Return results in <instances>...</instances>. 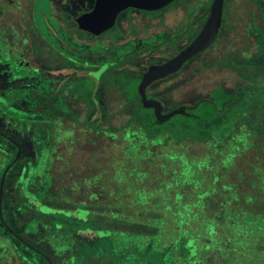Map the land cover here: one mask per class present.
Masks as SVG:
<instances>
[{"label": "rangeland", "instance_id": "rangeland-1", "mask_svg": "<svg viewBox=\"0 0 264 264\" xmlns=\"http://www.w3.org/2000/svg\"><path fill=\"white\" fill-rule=\"evenodd\" d=\"M5 1L0 8V77L3 76L0 91L5 82L8 92H0V128L21 139L23 154L28 158L33 151V136L22 132L14 120L40 121L44 127L41 159H24L27 162L15 166L13 176H18L22 166L27 165L32 170L36 167L40 171L47 170L46 174L40 171L38 174L41 181L44 176L48 179L53 142L63 137L54 153L56 171L53 172L62 176L59 186L66 184L63 187H69L75 198H79L76 200L80 208L60 212L73 213L78 218L73 219L77 226L85 227L81 233L69 232L68 237L74 244L72 251L70 241L62 232L51 231L34 244L52 256L55 264H113L114 260L117 262L114 264H264V200L261 197L264 192V139L246 136L239 128V125L247 127L244 109H264V104L258 102L262 89L253 83L260 65L257 66L254 57L244 58L246 63L240 64V57L258 49L254 42H260L261 37L255 24L261 22L260 14L258 12V18L252 22L250 17L252 11L263 7L264 0H256L259 6L253 0H236L235 4H230L229 8L240 13V22L224 24L209 52H202L178 72L149 87L148 96L160 100L168 111L180 104L192 105L218 85H224L227 90L234 89L238 79L236 70L242 73V79H249V83L238 82L239 97L220 114L223 119H218L213 127H202L197 134L184 126L176 128L182 121L180 115L153 129L143 122H129L132 114H137L141 107L137 103L134 109L128 99L137 96L139 91L135 78L151 64H159L178 52L181 46L174 37L169 48L146 49L145 41L154 45L157 39L142 38L162 29L157 20L149 17L157 12H150L149 16H131L132 12H146L127 8L119 14L112 28L95 36L60 22L66 14L63 8L71 11L87 9L94 0H10L11 4ZM211 2L175 0L163 9L170 15L175 9H187L191 16L187 19L191 21L194 15H203ZM227 26L228 37L223 38ZM184 30V25L176 27L173 35L181 34L179 39L186 43L196 34L197 28H192L188 34H184ZM246 38L248 43L244 44ZM258 56L261 58L262 54ZM190 65L192 73L185 71ZM248 66L251 71L247 70ZM92 81L96 86L92 87ZM67 104L76 117L69 114ZM94 107L97 110L94 111ZM89 114L95 121L87 118ZM191 119L189 122L195 123L194 118ZM255 121L254 125L259 123L257 116ZM120 125H124V129L112 127ZM125 129L131 134L127 135ZM177 138L185 146L181 142L177 144ZM182 151L181 163L187 160V167L182 164L185 170L195 166L194 161H199L203 169H215V173L217 169H226L220 172L221 175L231 171L239 188L235 202L234 196L224 194V178L218 179L210 188L207 182L203 183L205 191L201 202L204 207L199 210L202 215L191 217L189 209L182 208L187 199L180 202L185 170L178 167L170 155ZM190 159L193 161L188 164ZM35 182L37 180H32L31 186ZM11 185L10 182L8 188H12ZM144 186L147 191L143 193ZM186 187L187 190L190 188L188 182ZM28 189L32 195L35 188ZM14 198L18 199L17 193ZM55 199L45 203L53 207L50 212H56L55 208L59 206ZM28 203L32 210H40L36 202L28 200ZM14 204L11 198L7 210H3L5 220L0 216V264H46L35 251L9 236L8 225L18 229ZM85 204L87 210L81 208ZM242 204L246 205V211L239 213ZM142 205L149 208L141 211ZM168 205L173 208L168 210ZM230 205L236 211L227 215L232 221L228 234H224L221 229L225 224L220 220L225 213L224 206ZM19 211L22 213L19 222L23 223L30 214H35L28 209ZM40 211H44V207ZM84 216L88 220L85 221ZM100 216L103 217L101 222L113 219L111 227L118 230L105 227L113 235L108 232L109 237L104 240L90 239V231L100 223ZM61 218L64 219V215L56 214V220ZM178 218L190 221L179 229L186 231L189 240H182L179 246L172 248L169 243L160 247L161 240L155 237L153 242L147 230L149 226H159L165 221L173 223ZM21 235L32 243L36 233ZM173 235L174 232L169 231L165 235L169 238L164 242H170ZM179 239H182V233ZM192 240H198L200 248L190 249L188 243H196ZM63 242L68 244L62 253H58ZM6 246L11 247V252H6ZM177 253L184 256L178 258ZM69 256L73 258L69 260ZM186 256L188 258L184 260Z\"/></svg>", "mask_w": 264, "mask_h": 264}, {"label": "trees", "instance_id": "trees-1", "mask_svg": "<svg viewBox=\"0 0 264 264\" xmlns=\"http://www.w3.org/2000/svg\"><path fill=\"white\" fill-rule=\"evenodd\" d=\"M4 1L5 0H3L0 3V8L4 6ZM9 1L10 0H6L5 3L9 2ZM14 1H16V0H14ZM94 2H95V0H94ZM9 4H11V3L9 2ZM0 10H2V9H0ZM63 10L66 14H65V18L62 21L60 20L61 24H65L67 26L68 25L74 26L75 30H77L79 32L82 31V32L92 34L95 36H99L103 32V31H97L93 26L94 4L87 9H76L75 8L74 10L71 11V9L63 8ZM0 13H2V12H0ZM52 57L54 58V56H52ZM135 79H136L138 89H139V91L137 92V96H134L132 99H130L128 96L127 97L131 101V104L134 106V109H135V106L137 105V103L140 104L141 107L139 109V112H137V114L135 112L132 114L133 117L131 116L129 122L130 121H134L136 123H142L143 122V123L148 124L150 129H153L156 126L165 125V123H159L157 121L156 116L154 114V108L152 106L147 105V103H146L145 96L147 97L148 100H150L152 98H150L148 96L147 92L143 91L142 81L144 79V75H142L140 73L139 76L136 77ZM0 83H2V82H0ZM91 84H92V87L96 86V84L93 81L91 82ZM5 88H6V84L4 82L3 88L1 89L0 92H8V90H7L8 85H7L6 90H5ZM143 92L145 94H143ZM237 96L239 97L238 92H235L233 94L232 93L229 94L226 92H212L211 93V99H207V98L198 99L197 101H195L192 105H190L187 108V111L191 113L190 116L180 115L182 117V121H180L176 125V128H178L179 126H184V127L188 128L192 132V134H197L199 131H201L202 127H205V126L206 127L207 126L213 127V124H216L218 119H220V120L223 119L222 117H220V114L225 112L228 105H230L231 102H234L236 100ZM253 96L254 97L256 96L255 92H253ZM259 97L260 98L258 99V102L260 101L264 104V102L262 100L263 92H262V96H259ZM137 98H139V100H138L139 102L137 101ZM86 102H87V104L89 103V98L86 99ZM66 107L69 108V110H68L69 114L75 115V117L77 116V114H74L73 112H71L73 109L69 106V104H67ZM89 108H90V106H89ZM101 108H102V106L98 109V111ZM93 110L95 111V110H97V108L94 107ZM0 112L2 114L1 110H0ZM5 115H7V114H5ZM90 115L91 114H89L87 116V118L89 117L91 119V121H95V119H92ZM7 116H9L10 118H13L10 115H7ZM243 116L245 118H247V127L239 125L240 130L244 131L243 133H245L246 136L252 135V136H250L252 138L254 136H259L262 139H264V109L252 110V113H249L248 109L247 110L244 109ZM256 116L259 118V123L254 125V123L256 122L255 121ZM191 118H194L193 121H195V123L189 122L192 120ZM77 120H79V119H77ZM35 122L37 123V121H35ZM129 122H127V123H129ZM127 123H125V124H127ZM260 123H262V124H260ZM124 125L112 126V127H116V128L121 127L122 129H124ZM260 127H261V130H260ZM125 130H126L127 135L131 134V133L127 132V129H125ZM175 138L176 137L172 138L173 143H174L173 139H175ZM63 139L64 138L61 137L59 139H56V142H53V148H52L53 154H51V158H52L51 165H52V167H51V172H50L48 179H46L44 176V178L42 177L43 181H41V179H40L41 175L38 174V171H40V170H38L39 168L36 167V168H33V170H32L27 165H25V168L23 169L21 175H18L15 177L13 176V179L11 180L12 188L10 190V193L12 195V198L15 201L16 213H15L14 217L18 219V221H17L18 229H16L15 227H13V229H15L17 231V233H19V234L36 233V236H37L36 239H41V238L47 237L51 231L62 232L64 234H66L65 236L70 241V243H71L70 251H72L74 249V244H73V241H71L68 237L69 232L74 231V232L81 233L85 227L77 226V222H74L73 219L77 220L78 218L75 217V215L73 213H69V212H68V214L63 213L65 209L68 210L70 208H73L74 211H76V209L80 208L77 205L79 202H77L78 200H76L79 198H75V194L71 190H69V187H67V186L63 187L66 184H60V186H59V183H62V180H63L62 176L59 177L56 172H53L55 170L54 169L55 167L53 164L54 153L57 150V146L59 144V141H61ZM156 139H158V138H156ZM177 140H178L177 144H180V142L182 143V140H180L179 138H177ZM195 141H196V139H195ZM182 145L185 146V144H183V143H182ZM13 146L16 150L17 147L15 145H13ZM174 149L175 148H173V150ZM181 150H185V149H181ZM182 152L175 153V155L172 152V153H170V155L174 159V162L176 164H178V167H180L181 169L184 168V170H185L187 167L186 166L187 160L185 161V163L184 162L181 163L182 159L180 160V158L182 157V155H184V151H182ZM40 155H41V151H40ZM40 159H41L40 156L35 158V160H40ZM191 160L192 159L188 160L189 161L188 164H190L193 161V160L192 161ZM194 160H196V159H194ZM25 162H27V161H25ZM194 162H195V166H193V167L188 166L189 169L185 170V172H184V179L182 182L183 183V190H181V194H180V191H178V194H180V196H181L180 198H182L180 202H183L184 198L187 199V203L184 206L182 205L183 206L182 208H184V209L188 208L189 212L191 213V217L198 218L199 216L202 215L199 210H200V208L204 207L202 202H201V197L203 196V192L205 191V190H203L204 188L202 187L203 183L207 182L208 186L210 188V187H213L214 182H216L218 179H219L218 181H220L224 178V180H225L223 183V187L225 186L224 187V190H225L224 194H226V196H228V197L234 196V199H232V200H234V202H235V197H237V195H239L238 194L239 188H238V185H236V184H238V181H236L234 179V176H233V174H231V171H230V174L227 172L224 175H221L220 172L223 170L226 171V169H224V168H222V170L217 169V171L215 173V171H213L215 169H209V170L203 169L202 166L199 164V161L198 162L194 161ZM19 163H17V164H19ZM182 164H184L186 167ZM40 172H42L41 174H43V173L46 174L47 170H42ZM198 172L200 174H198ZM30 173L32 175H30ZM32 180H37V182H35L36 184H34V186H31V184H33V183H30V182H32ZM186 182H188V184L190 185V188L188 190L186 187ZM145 186L142 188L143 193L145 191H147ZM28 187L29 188L30 187L35 188L34 191L32 192V195L30 194L31 189L29 190ZM16 193L18 194V199L14 198V194H16ZM261 194H264V192L262 191ZM55 196L57 197L56 199H55ZM228 197H226V198L228 199ZM53 198L55 199V202L57 204H59V206H56V208H55L56 212H50L49 209L53 208V207H49V206L45 205L46 202L51 201ZM28 200L31 203L36 202L38 204L40 210H41V208L44 207V211L32 210L30 208V206L27 205ZM173 204L176 205L175 203H173ZM192 204H193V207H192ZM64 205H66V206H64ZM244 205L243 204L239 205V208H238L239 210L237 209L239 213L246 211V205L245 206ZM85 206H86V204L83 205L81 208L87 210L88 208H87V206L86 207ZM171 207L172 206L168 205L166 208L168 210H170ZM224 207H225L224 208L225 213L223 214L224 216L222 215L220 221H221V223H223V225L225 224L224 225L225 227H222L221 231L224 234H228V229H229V226H230V223L232 220L227 219V215H229V213L231 215L233 211H236V208L232 205H230L229 207H226V206H224ZM21 208L24 210L28 209V211H30L31 213H35L32 215L30 214V216L28 218H26L25 223L19 222V219L21 218V215H22V213H20V211H19V210H21ZM148 208H149L148 205H146V206L142 205L141 211H145ZM60 211H63V212H60ZM39 214L43 215L44 218H42ZM56 214L64 215V219L61 218L59 221L56 220ZM27 215L25 214L26 217H27ZM37 215H39V218ZM31 216H33V217H31ZM100 217H101V218H99L100 223L99 224L96 223V225H95L96 227L90 231V233H91L89 236L90 239L95 238V239L104 240V239L109 237V235H108L109 233H111V235H113V233L111 231L107 230V228H109V227L110 228L114 227V226L111 227L113 225V222H111L113 219L109 220L108 222H101L103 217L102 216H100ZM180 218L175 219L176 221L173 223L169 222V221H165L162 224H158L159 226L154 225V224H152L153 226H149L147 228V230H148V233H151L150 235L153 237V242L155 240L154 239V237H155L156 239L161 240L160 247H161V245L169 243L168 245L170 246V248H172V247L179 246V244L182 240H189L188 237L185 236L186 231L181 232L179 229L182 228L183 225H187V223H189L190 221L189 220L184 221L183 219H180ZM84 219L86 221V220H88V217L84 216ZM133 219H135V218H133ZM136 221H137V219H136ZM191 222H193V220ZM195 222H197V220ZM102 223H104V224H102ZM105 227H107V228H105ZM113 229L118 230L117 228H113ZM6 230L9 232L8 228H6ZM169 231H173L174 235L170 236L172 238L171 241L166 243V242H164V240L167 239L168 236H165V235L167 233H169ZM213 231L215 232V234L217 233V229H215ZM181 233H182V239H179ZM9 234H10V236L15 237L13 234H11V233H9ZM224 234H222L221 236L224 237L223 236ZM17 240H19V239H17ZM192 241H194V240H192ZM153 242H152V244L154 245ZM21 243L24 246H26L23 242H21ZM63 244L64 245L61 246V250L58 253H62L65 250L68 243L63 242ZM188 244L190 245L188 247L192 250L197 249V247L199 248V246L196 243L189 242ZM176 256L178 258H180L184 255L182 253H177ZM40 257H42V256L40 255ZM71 258H73V257L69 256L68 259L70 260ZM187 258H188V256H186V258H184V260ZM44 260H45L46 264H49L48 261L46 260V258H44ZM112 263L114 264L117 262H116V260H114V261H112ZM70 264H73V263H70ZM98 264H103V263H98ZM104 264H106V263H104Z\"/></svg>", "mask_w": 264, "mask_h": 264}, {"label": "flooded vegetation", "instance_id": "flooded-vegetation-1", "mask_svg": "<svg viewBox=\"0 0 264 264\" xmlns=\"http://www.w3.org/2000/svg\"><path fill=\"white\" fill-rule=\"evenodd\" d=\"M258 6L259 4L257 3L256 0H253ZM213 2V0H212ZM212 2L210 3L209 7L207 8L206 12L203 14V15H199V16H193L192 17V20L189 21V19H187L188 17L191 18V16H188V10L187 9H184V10H178V9H175L174 11V14H168V12H166L167 10H164L163 8L162 9H159V10H153V11H147V10H141V9H136V10H140V11H145L146 13H135V12H132L131 16L133 14H136V15H139V14H145L147 16H149V13L150 12H154V13H158L156 15H153V16H149L150 18H154L155 21L157 20L158 21V27L162 28L160 29L159 31H157L156 33H151L149 37H146V38H142V39H148V38H154V39H157V42H154V45H149V40L148 41H145V45L144 46H147L148 50H153V49H165V48H169V44H170V41L171 39H173L174 37H176V40L179 42L178 44L181 45L180 46V49L178 50V52L174 53L173 55H171L170 57H168L166 60L162 61V62H158L159 64H163L165 63L166 61H168L169 59H171L172 57H174L175 55H177L178 53H180L185 47H187L197 36L198 34L200 33V31L202 30L204 24L206 23L208 17H209V14H210V7L212 5ZM236 3V0H224V8H223V15H222V21H221V25H220V28L216 34V37H215V40L213 41V43H211L205 50L201 51L199 54H197L195 57L189 59L186 63H188L190 60H193L194 58H196L197 56H199L202 52H209L211 50V47L212 45L217 42L218 40V37H219V33H220V30L222 29L223 25L224 24H227L231 21H234V22H240V19H241V15L240 13L238 12V10H235V9H232L231 7L229 8L230 4H235ZM171 4V3H170ZM264 4V3H263ZM261 7V9H260ZM165 8V7H164ZM259 10H254L251 12V21L252 22L253 20H256L258 18V12L260 14V18H261V22L258 23V24H255L256 27H258V30H259V33H260V37H261V41L260 42H254L258 45V49L255 53L253 54H250L248 56H243V57H240V64H243V63H246L245 59L244 58H248L249 60L250 59H253V57L256 59V62H257V66H259L260 70L256 71L255 73V79L253 81V83L256 85H260L261 89L262 90H259L261 92L264 91V5L263 7L262 6H259L258 7ZM159 11V12H158ZM125 16H123L121 18V20L124 18ZM187 19V20H186ZM186 24V25H185ZM181 25H184V34H188V33H191L190 30L192 28H197V32L196 34L191 38L190 41L186 42V43H183L182 40H180L179 38L182 37L181 34H174L173 35V31H175L176 27H179ZM228 26L226 27L225 29V34L223 38H227V34L229 33L228 32ZM165 35V37H164ZM166 35L169 36V38H166ZM165 38V39H164ZM164 39V41H162ZM179 39V40H178ZM139 40V39H138ZM137 40V41H138ZM159 41H162V42H159ZM158 42L160 44H158ZM243 42V41H242ZM248 41H247V38L245 39V42L244 44H247ZM235 50H237V48H234ZM205 53V54H206ZM259 54H262V57L259 58ZM185 63V64H186ZM184 64V65H185ZM152 65H158V64H151L147 70H144L143 72H141L142 75L145 74L146 71L149 70V68L152 66ZM183 65V66H184ZM193 65V64H192ZM190 65L185 71H190L189 73H192L193 70L191 71V66ZM183 66L181 67V69L183 68ZM179 69V70H181ZM178 70V71H179ZM247 70L248 71H251V67H247ZM177 71V72H178ZM237 74L236 77H238L237 79V86L232 89V90H227L225 88L224 85H218L216 88L212 89L210 92H226V93H229V94H233L235 92H237V89H238V82H240L241 84H245V83H249V79H242V73L237 71L236 72ZM174 74V73H173ZM170 76V75H168ZM168 76L166 77H163V78H159L155 81H153L150 85H148V87L145 89V92H148L149 91V87L153 84H155L156 81L158 80H162V79H166ZM3 76H1L0 78H2ZM8 77V76H7ZM261 77V82H259V79ZM2 82V81H1ZM261 83V84H260ZM3 84V82H2ZM7 85V84H6ZM258 91V92H259ZM211 93L208 94V96L206 97H203V98H207V99H211ZM39 100V98H38ZM158 100V99H157ZM262 100L264 102V92H263V97H262ZM160 101V100H159ZM33 102H37V100H34ZM161 102V101H160ZM162 103V102H161ZM163 104V103H162ZM182 105H185L187 108L190 106L188 104H182ZM181 104L176 106V107H179V106H182ZM164 106V104H163ZM175 107V108H176ZM174 109V108H173ZM170 111V110H168ZM168 111H165L164 109V112H168ZM248 112L249 113H252V109L249 107L248 109ZM18 126V128L28 134V136L32 138V142H33V151H32V154L31 156H28V158H25L27 156H24L23 154V143L21 141V139L17 136H15L14 134H12L11 132H4L3 130H1L0 128V131L3 132L4 134L10 136L12 139H14L18 144L19 146L21 147V153H20V157L17 159V161L12 165L10 166V168L8 169L7 173H6V177H5V183H4V189H3V196H2V199H1V191H0V205H2V210L8 208V202L9 200H11L12 198V195L10 193V190L11 188H8V185L9 183L11 182L12 180V177H13V173H15V166H17L18 164L17 163H23V161H25L26 159H35L36 157H39L40 156V145L42 143V141L44 142V137L41 138V134L44 133V127L42 125L41 122H38V124L35 122V120H27V119H24V120H21L19 121V119H15L14 120ZM30 134H33V135H30ZM0 140L2 142H0V188H1V181H2V177H3V174L5 172V170L7 169V167L14 161V159L16 158L17 156V153H18V150H19V146L18 144L14 143L13 141L9 140L8 138H6L5 136L3 135H0ZM41 138V139H40ZM15 145L17 147V149L15 150L14 146ZM12 155V156H11ZM11 158V159H9ZM25 159V160H24ZM17 164V165H16ZM13 168V169H12ZM25 168V165L22 166V170L21 172L19 173V175H21L23 169ZM9 176L10 179H9ZM264 187V186H263ZM261 197H263V200H264V194H261ZM13 199V198H12ZM14 200V199H13ZM15 203V201H14ZM15 206V204H14ZM1 216V215H0ZM2 217V216H1ZM3 218H4V214H3ZM5 220V218H4ZM9 226V225H8ZM11 227V226H10ZM12 228V227H11ZM9 230V228H8ZM15 230V229H14ZM16 231V230H15ZM10 232V230H9ZM17 232V231H16ZM11 233V232H10ZM12 234V233H11ZM21 235V234H20ZM10 236V235H9ZM22 236V235H21ZM26 240L27 238L24 237ZM18 239V238H17ZM37 240L39 239H36V236H35V240H33L32 244L35 245L34 243L37 242ZM29 241V240H28ZM31 243V241H29ZM200 243L198 240H196V244ZM207 245H210V244H207ZM36 246V245H35ZM37 247V246H36ZM38 249H40L39 247H37ZM200 248V247H199ZM6 252H11V247H8L6 246ZM33 250V249H32ZM42 252H45L43 251L42 249H40ZM35 251V250H34ZM36 254L39 256L41 255L43 257V261L45 262L44 258H46L45 256H43L41 253L35 251ZM46 253V252H45ZM48 256H50L48 253H46ZM40 257V258H42ZM52 257V256H50ZM47 260V259H46ZM53 260V258H52ZM48 261V260H47ZM46 263V262H45ZM49 263V262H48ZM53 263L55 264L54 260H53Z\"/></svg>", "mask_w": 264, "mask_h": 264}, {"label": "water", "instance_id": "water-1", "mask_svg": "<svg viewBox=\"0 0 264 264\" xmlns=\"http://www.w3.org/2000/svg\"><path fill=\"white\" fill-rule=\"evenodd\" d=\"M173 1L175 0H95L93 10V26L97 31H106L116 24L119 14L127 8L131 7L141 10L153 11L162 9ZM223 8L224 0H213L212 5L210 7L209 17L198 36L180 53H178L165 63L153 65L149 68V70L144 74V79L142 81V88L144 92L148 85H150L153 81L177 72L189 59L195 57L201 51L205 50L211 43H213L221 25ZM144 92L143 94H145ZM145 100L147 105L152 106L154 108V113L159 123H165L175 115H191V113L187 111V107L185 105L176 107L168 112H164V106L159 100H148L146 96ZM0 135L5 136L9 140L18 144L14 139H12L10 136L4 134L1 131ZM20 153L21 147L19 146L16 158L7 167L3 174L0 188L1 199L3 196L6 173L10 166H12L20 157ZM0 215L3 217L2 205H0ZM8 228L10 232L21 242H23L26 246L45 256L49 264H54L52 258L48 256L45 252H42L40 249H38L35 245L26 240L23 236L17 233L10 226H8Z\"/></svg>", "mask_w": 264, "mask_h": 264}]
</instances>
